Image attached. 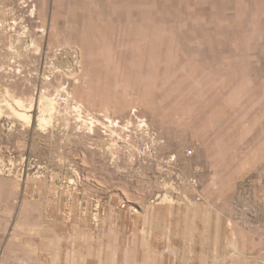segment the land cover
Returning <instances> with one entry per match:
<instances>
[{"label":"rangeland","instance_id":"1","mask_svg":"<svg viewBox=\"0 0 264 264\" xmlns=\"http://www.w3.org/2000/svg\"><path fill=\"white\" fill-rule=\"evenodd\" d=\"M0 264H264V0H0Z\"/></svg>","mask_w":264,"mask_h":264}]
</instances>
